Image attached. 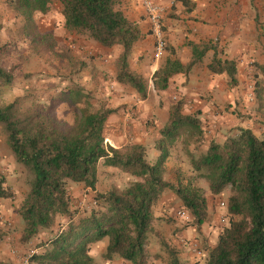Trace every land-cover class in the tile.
Returning <instances> with one entry per match:
<instances>
[{
	"label": "trees",
	"instance_id": "obj_1",
	"mask_svg": "<svg viewBox=\"0 0 264 264\" xmlns=\"http://www.w3.org/2000/svg\"><path fill=\"white\" fill-rule=\"evenodd\" d=\"M121 0H7L24 24L34 13L58 4L67 31L84 35L104 48L120 46L115 81L134 90L141 99L147 87L139 74L130 70L128 57L140 38L138 26L118 9ZM30 37V35L28 36ZM208 46L193 47L191 61L183 65L173 49L165 45L167 58L152 76L155 91L168 88L171 78L187 74L200 63ZM207 69L225 74L228 85H237V65L213 51ZM264 77V65L257 66ZM13 75L0 66V87L11 84ZM57 101L36 103L21 108L19 100L0 106V126L14 160L25 172L28 191L18 215L22 224L20 244H28L40 232L50 238L43 241L42 253L29 264H97L89 255L90 247L106 240L105 259L117 256L129 264H146V245L153 220L152 208L165 190L177 196L197 230L207 219L206 200L200 189L164 179L168 150L181 137L198 148L202 128L198 113L183 114V103L169 107L168 120L160 129L155 144L158 157L151 163L145 147L131 144L114 149L105 143L104 127L114 110L100 104L90 105L89 97L74 85L57 95ZM74 108L70 126L60 129L55 119L56 105ZM196 150V148H195ZM191 171L205 182L209 193L218 196L229 189L225 226L213 248H206L205 264H264V138L249 129H238L234 137L222 143L211 141L205 152L187 153ZM100 161L118 169L134 181L125 188L95 193L90 210L73 211L69 206L68 183L95 189ZM13 193L0 174V200H11ZM188 223V224H189ZM171 264H178L168 247ZM14 256V255H13ZM0 264H12L0 259Z\"/></svg>",
	"mask_w": 264,
	"mask_h": 264
},
{
	"label": "crops",
	"instance_id": "obj_2",
	"mask_svg": "<svg viewBox=\"0 0 264 264\" xmlns=\"http://www.w3.org/2000/svg\"><path fill=\"white\" fill-rule=\"evenodd\" d=\"M155 1L165 11L162 20L166 45L173 49L181 64L186 65L191 61L193 47L210 48L201 62L187 74L173 76L164 91L154 90L152 76L168 53L165 51L157 62L153 60V42L140 0H121L118 9L127 20L138 26L141 33L129 54L128 66L142 76L147 97L141 99L134 90L115 81V64L122 51L120 46L104 48L84 35L65 30L60 13L52 23L71 59L68 70L60 73L57 69L51 74V86L58 95L77 85L91 102H98L95 109L105 104L114 110L104 127L105 143L114 149L131 144L141 145L145 147L151 163L159 155L155 144L160 138V129L168 120L169 107L175 103L173 97L182 101L184 115L198 113L202 142L198 148L193 142L188 146L181 144V149L177 148L167 158L165 167L167 173L181 167V183H186L185 176L194 175L189 166L188 152L203 153L211 141L222 143L226 138L234 137L238 129H249L257 137L264 138V77L257 70L258 65H264V0ZM259 5L263 8L259 9ZM215 49L220 52L221 58L236 62V86L228 85L225 74H212L207 69ZM253 70H256V77L251 82L253 78L249 74ZM123 176L126 181H134L131 176L100 161L93 191L76 183H68L67 188L72 197L82 202L85 193H105L117 186V177ZM164 179L173 184L179 181L168 175H164ZM210 198L214 199L213 196ZM205 200L207 218L215 210L217 219L222 220L225 213L222 202L219 201L213 208L212 201L209 203L208 198ZM181 210L188 214L177 196L169 190H165L153 206L151 228L154 229L147 239L146 264H160L161 260L167 259L163 243L173 248L178 264H205L206 248L203 246L213 248L220 229L208 227L209 222H204L197 230L192 224L175 218L176 212ZM38 236L46 241L49 233L40 232ZM98 243L104 251L106 240ZM194 247L202 252L203 258L195 255ZM89 252L94 257L93 247ZM0 259L21 264L18 256L3 251L0 252Z\"/></svg>",
	"mask_w": 264,
	"mask_h": 264
},
{
	"label": "rangeland",
	"instance_id": "obj_3",
	"mask_svg": "<svg viewBox=\"0 0 264 264\" xmlns=\"http://www.w3.org/2000/svg\"><path fill=\"white\" fill-rule=\"evenodd\" d=\"M6 1L7 0H0V66L12 73L13 81L11 84L2 85L0 87V106L10 104L16 99L19 100L21 108H27L36 103L45 104L54 102L56 101L57 94L54 91L55 88L51 86V74L57 69H59L60 73L64 71V69L68 70L67 65L70 64L71 59V56L65 51L64 44L60 42L59 35L57 34L58 32H56V28L52 23L53 20L59 17V6L53 3L43 12L34 13L30 18L31 22L25 25L22 18L16 16L15 12L8 6ZM258 7L259 9L263 8L260 5ZM258 7H256V9ZM29 35L30 37H28ZM255 73L256 70H253L252 73L249 74L252 76L253 82L256 77ZM253 89H255V84H253ZM254 92L255 90L252 91V95H254ZM89 102L93 109L98 105V102H91L90 100ZM74 111V108H65V105L62 104L56 105L55 119L60 129L63 128L61 124L67 126L72 124ZM177 148L181 149V137H178L174 141L173 146L168 150V157H171L170 154L172 152L175 153ZM0 174L6 178V185L13 193V198L11 200H0V252L3 251L13 256L11 254L13 251L15 253L14 257L18 256L21 260V264H23L22 261L28 255L29 251L36 249L38 254L43 252L45 249L42 244L44 240H41L38 236L28 244H20L19 242L21 222L18 209L28 191L26 175L22 167L15 162L6 144L5 134L1 126ZM165 175H168L173 180L179 179L181 182V167L178 168V170H174L173 168L169 173L166 171ZM185 177H187V181H191L192 185L200 189L204 198H208L209 203L212 201L213 208L217 206L219 201L226 204L227 197L229 196V189L224 190L222 194L218 196H213L214 199L211 200L210 197L212 195L209 193L203 180L196 178V175ZM126 180L124 176L117 177V186H113L112 188H125L130 183ZM68 195L70 198L69 206L73 211L81 212L83 210H90V207L94 204L93 199L95 194L85 193L86 197L82 202L76 197H72L69 190ZM225 214L226 210L223 216H225ZM205 222H209L208 227L216 226L220 230L225 226V222H222L221 219L220 221L217 219L215 210L210 214V217L208 216ZM153 229L154 228H151V232ZM49 238L50 235L47 240ZM96 245L94 244L91 246L95 250L94 257H92L95 263L124 264L117 256H113L111 260L105 259V250L103 251L102 245L100 243ZM162 246L164 247V253L167 254V259L164 261L161 260L160 264H171L170 257L168 256V246L164 245V243ZM203 247L208 248L207 245ZM200 258H203V255H201Z\"/></svg>",
	"mask_w": 264,
	"mask_h": 264
},
{
	"label": "built area",
	"instance_id": "obj_4",
	"mask_svg": "<svg viewBox=\"0 0 264 264\" xmlns=\"http://www.w3.org/2000/svg\"><path fill=\"white\" fill-rule=\"evenodd\" d=\"M140 4L143 10L144 17L149 26V33L153 39V60L157 62L162 58L165 52V40L162 24L164 10L160 5L156 3L155 0H140ZM173 101L176 103L180 100L176 97H173ZM221 207L226 210L225 203L222 202ZM175 218L185 223H189L191 221L190 215L183 210L177 211L175 214ZM221 221L226 222L225 216H223ZM193 251L197 257H200L202 255L201 251L196 249L195 247ZM11 254L14 255L15 253L12 251ZM36 254H38L36 249L29 251L28 255L23 259L22 263L29 264L31 257Z\"/></svg>",
	"mask_w": 264,
	"mask_h": 264
}]
</instances>
